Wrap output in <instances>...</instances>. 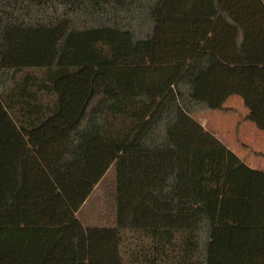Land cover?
<instances>
[{
  "label": "trees",
  "instance_id": "obj_1",
  "mask_svg": "<svg viewBox=\"0 0 264 264\" xmlns=\"http://www.w3.org/2000/svg\"><path fill=\"white\" fill-rule=\"evenodd\" d=\"M233 96L264 128V0H0V229L59 231L37 264H264V170L196 118Z\"/></svg>",
  "mask_w": 264,
  "mask_h": 264
},
{
  "label": "rangeland",
  "instance_id": "obj_2",
  "mask_svg": "<svg viewBox=\"0 0 264 264\" xmlns=\"http://www.w3.org/2000/svg\"><path fill=\"white\" fill-rule=\"evenodd\" d=\"M236 99L239 97L233 96L225 102L224 106L229 112L201 113L196 118L205 128L213 129L224 143L234 146L232 148L239 157L247 162H262L259 166L264 169V159L252 154L253 151L264 153V128L242 120L246 112ZM114 208V173L113 167H110L82 204L77 217L83 226L112 225Z\"/></svg>",
  "mask_w": 264,
  "mask_h": 264
},
{
  "label": "crops",
  "instance_id": "obj_3",
  "mask_svg": "<svg viewBox=\"0 0 264 264\" xmlns=\"http://www.w3.org/2000/svg\"><path fill=\"white\" fill-rule=\"evenodd\" d=\"M226 145L231 150L235 151V149L232 148L234 146L231 147L228 144ZM246 163L253 169L264 170L259 166V164L262 162L246 161ZM114 199H115V193H114ZM78 211L76 212V217L78 215ZM114 219H115V208H114ZM80 224L83 228L102 227V226H112L114 225V221L112 225H102V226H83L81 222ZM58 235H59V231H52V229L47 226H26V227L19 226V227H10V228L6 227L0 229V242L5 241L6 245H10L14 253L17 254L23 261H26L29 264H37V262L44 257L45 253L51 246V242L55 241ZM140 246L147 248L149 246V241L123 242L120 248L123 264L134 263L136 255L132 251H137ZM141 264H149V261L142 259Z\"/></svg>",
  "mask_w": 264,
  "mask_h": 264
}]
</instances>
